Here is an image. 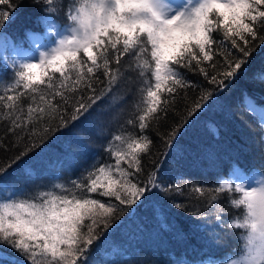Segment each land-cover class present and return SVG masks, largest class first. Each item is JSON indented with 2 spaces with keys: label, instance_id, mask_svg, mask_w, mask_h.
<instances>
[{
  "label": "snow or ice",
  "instance_id": "1",
  "mask_svg": "<svg viewBox=\"0 0 264 264\" xmlns=\"http://www.w3.org/2000/svg\"><path fill=\"white\" fill-rule=\"evenodd\" d=\"M33 2L46 5L42 9L46 15L38 22L55 38L47 45L36 42L34 56L17 51L10 61L5 58L0 72V122L8 121L7 132L13 139L7 145L0 139V149L19 154L0 159V185L7 183L4 178L10 168L52 133L88 119L128 70L122 57L131 54L138 62L140 99L126 123L134 129L138 125L141 134L113 137L118 143L110 142L107 150L115 157L114 165L93 164L86 176L72 180L68 187L55 184L48 190L0 194V245L14 249L23 258L19 264H94L91 247L103 230L150 189L161 187L155 168L141 178V154L152 146L150 137L142 134L148 121L167 120L178 90L199 88L201 100L209 98L211 92L190 81L184 70L202 74L217 90L239 74L255 47L264 45V0H67L66 9L65 0ZM16 6L13 0H0V27ZM65 10L68 24L51 19V14ZM2 39L13 51L18 49L10 38ZM165 94L171 99H162ZM202 107L194 101L188 115ZM260 123L264 128V117ZM176 134L173 127L166 138L162 136L165 144L170 145ZM218 179L215 192L238 196L230 204L242 213L232 219V226L242 231L238 249L205 264H264V171L255 170L250 183ZM163 191L181 194L171 184ZM93 193L110 199L89 198Z\"/></svg>",
  "mask_w": 264,
  "mask_h": 264
},
{
  "label": "trees",
  "instance_id": "2",
  "mask_svg": "<svg viewBox=\"0 0 264 264\" xmlns=\"http://www.w3.org/2000/svg\"><path fill=\"white\" fill-rule=\"evenodd\" d=\"M13 3L18 6L4 21L0 33L20 40L29 27L44 30V23L38 22V18L46 14L42 11L46 7L43 2L13 0ZM66 5L67 0L65 9ZM51 16L61 24L69 23L66 10ZM214 35L220 39L219 33ZM137 63L131 54L122 57V65L128 70L112 92L97 102L87 120L52 133L40 148L9 169L4 179L15 185L14 191L48 190L55 184L68 187L72 180L86 176L93 164L96 167L114 165L115 157L107 150L109 143L114 142L113 137L133 132L141 134L138 125L134 129L126 123L140 99ZM205 66L211 72L207 62ZM4 68L0 59V72ZM184 72L190 81L201 85L211 95L201 100L199 88L178 90L167 120L162 119L159 124L154 119L148 121V128L142 134L150 137L152 146L148 153L141 154L144 169L141 178H146L147 172L155 168L161 187L150 189L103 230L104 234L91 247L94 264H175L176 261L205 264L239 247L237 237L242 230L233 228L232 219L242 213V209L230 204V200L238 196L231 191L217 193L215 188L219 187L220 177H231L238 182L233 173L239 168L244 174L264 171V128L260 123L264 117V79L260 78L264 74V45L255 47L239 74L218 90L215 85L207 84L202 74ZM11 75L7 72L8 77ZM101 79L105 78L101 75ZM162 99L171 97L165 94ZM194 101H200L204 107L188 115ZM28 102L25 97V111ZM173 127L177 128V134L173 142L166 145L162 136L166 138ZM7 128L8 121L0 122V139L6 145L13 139ZM18 154L16 150L0 149V159ZM169 184L179 187L181 194H165L163 188ZM197 187L204 191L196 192ZM155 195L167 200L168 211L150 218L141 217L139 210L143 203ZM212 196L216 200H212ZM89 198L110 199L99 193L89 194ZM178 203L184 207L177 208ZM216 216H220V221ZM127 219L128 224L123 226L122 221ZM0 250H3L0 264H19L23 259L11 247L0 245Z\"/></svg>",
  "mask_w": 264,
  "mask_h": 264
},
{
  "label": "rangeland",
  "instance_id": "3",
  "mask_svg": "<svg viewBox=\"0 0 264 264\" xmlns=\"http://www.w3.org/2000/svg\"><path fill=\"white\" fill-rule=\"evenodd\" d=\"M45 15H43V16H45ZM51 19L53 21H55L52 16H51ZM55 22L58 24H61L57 21H55ZM61 25H66V24H61ZM26 30H31V32L26 34ZM26 30H25V34H24L25 37L23 39H20V40H14V38L10 34L1 32V34H0V59H1L3 64H5V58L6 57L10 61L11 58L14 55H16L17 51L21 55H33L34 56V55H36V51H34L36 42H41V43H44L45 45H47L48 43H50L55 38V34L49 33L48 28L45 24H44V30H41L38 28H33V27H29ZM5 36L10 38L12 43L19 46L16 51H13L11 46L7 45L6 42L2 39V37H5ZM233 176L240 183H250L251 180L253 179V174H244L243 172H241L240 168L238 170H236L235 173H233ZM14 186L15 185H10L8 182L6 184L0 185V194H5L7 192L14 191ZM168 204L169 203L167 202V200H164L160 196L155 195L154 197L149 198L147 201H145L143 203L141 209L139 210V214L141 217L146 216L148 218L163 215L169 207ZM133 209H135V206L133 207ZM129 219H127L126 221H122L123 222L122 225L123 226L127 225L128 224L127 221ZM0 251L3 252V250H0ZM183 264H186V263L183 262Z\"/></svg>",
  "mask_w": 264,
  "mask_h": 264
},
{
  "label": "water",
  "instance_id": "4",
  "mask_svg": "<svg viewBox=\"0 0 264 264\" xmlns=\"http://www.w3.org/2000/svg\"><path fill=\"white\" fill-rule=\"evenodd\" d=\"M1 34V33H0Z\"/></svg>",
  "mask_w": 264,
  "mask_h": 264
}]
</instances>
